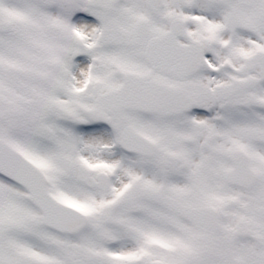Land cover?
I'll use <instances>...</instances> for the list:
<instances>
[{
	"label": "snow or ice",
	"instance_id": "6c2138e0",
	"mask_svg": "<svg viewBox=\"0 0 264 264\" xmlns=\"http://www.w3.org/2000/svg\"><path fill=\"white\" fill-rule=\"evenodd\" d=\"M0 264H264V0H0Z\"/></svg>",
	"mask_w": 264,
	"mask_h": 264
}]
</instances>
